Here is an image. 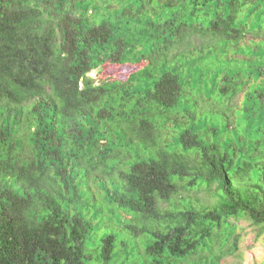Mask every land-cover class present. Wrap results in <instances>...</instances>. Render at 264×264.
I'll use <instances>...</instances> for the list:
<instances>
[{
  "label": "trees",
  "instance_id": "16d2710c",
  "mask_svg": "<svg viewBox=\"0 0 264 264\" xmlns=\"http://www.w3.org/2000/svg\"><path fill=\"white\" fill-rule=\"evenodd\" d=\"M94 1L82 0L79 12L94 6L96 17L86 11L88 19L76 24L66 16L59 34L53 19L27 0H0V264H220L238 256L242 232H248L243 221L254 241L264 235L258 151L264 147H258L264 137V37L250 30L249 38L234 23L224 33L247 0ZM114 1L119 7H111ZM196 2L206 6L204 23L194 13ZM256 3L264 7V0ZM145 8L148 17L138 20ZM194 34L202 38L194 48L198 62L226 61L225 72L221 66L211 78L219 106L222 98L232 99L231 91L243 93L228 113L239 115L249 141L257 137L245 155L200 138L196 127L203 124L194 121L176 122L173 129L176 141L197 149L199 157L169 152L158 147L144 116L152 104L195 108L182 98L175 68L155 65ZM104 63L141 65L134 74L143 79L144 94L130 112L141 120L140 140L158 150L126 169L85 161L69 145L63 123L91 104L88 72ZM154 71L159 75L148 78ZM96 113L105 116L104 109Z\"/></svg>",
  "mask_w": 264,
  "mask_h": 264
},
{
  "label": "rangeland",
  "instance_id": "374dc122",
  "mask_svg": "<svg viewBox=\"0 0 264 264\" xmlns=\"http://www.w3.org/2000/svg\"><path fill=\"white\" fill-rule=\"evenodd\" d=\"M209 1L207 0V2ZM256 1L247 0L240 10L228 19L229 30H224L225 34L231 31V23H234L240 27V30L245 35L248 34L249 38L251 36L249 34L250 30H254L253 34H256L253 35L254 37H264V7L256 3ZM27 2L39 7L45 12L46 16L53 19L59 34L61 22L66 16H69L76 24L88 19L87 15L89 13L96 17L94 6L86 8L87 10L83 11L85 14L79 12L81 8L85 9L81 7L82 0H27ZM94 2L99 3L98 0ZM111 7H119V2H112ZM203 7L206 9V6L199 2H196L193 7V10L196 11L194 12L195 15L201 19L202 23L205 22ZM261 10H263V20L261 19L258 22L255 20V15ZM208 12H214V10L209 7ZM148 14L149 11L145 8L136 17L138 20H143L142 18L148 17ZM135 27L137 26L135 25L133 29ZM130 31V35L135 36L136 33L132 30ZM200 38L197 34L188 35L181 45L175 43L172 50L168 51L165 56L158 59L157 63H155L156 66H162L164 62H167L172 68H175L173 69L175 76L183 81L184 93L182 98L184 101H187L188 98L191 99L195 108L185 111L180 104L170 109H164V107L152 104L151 107L145 109L144 116L147 118L149 127L155 129L158 147L169 152H176L181 156L194 160L199 157L197 149L186 150L176 141L177 134L173 129V125L176 122L192 124L194 121L196 123L202 122L203 124L202 127L201 125L196 127L200 138H204L206 141L215 139L218 141L220 149L229 147L235 155L242 153L245 155L250 149L249 146L257 141V137L254 138V141H249L245 135V128L242 123L239 124V115L233 112L228 113L231 108H229V104L240 102L238 100H241L243 93L233 95L231 91L229 96L232 99L227 101V99L222 98L224 108L219 106L220 102L218 99H220V94L218 93L216 96L211 78L214 74L215 76L219 74L220 70L218 68L221 66L224 67L223 72H225L226 61L223 57H220L223 58V60L220 59L222 61L220 63L218 62L219 58L215 62L217 57L214 59L203 57L198 62L197 56H193V54L198 55V51L194 48L199 45ZM125 41V39H120L118 43L124 45ZM209 42L207 41V43ZM181 46L184 48L182 49ZM190 52L192 53L189 54ZM88 53L90 54L91 52ZM239 59H243V57H239ZM139 66L141 65L104 63L99 67L90 68L88 75L93 78L91 87L94 92L91 96V104L88 108L79 111L71 119L65 118L63 120L69 145L85 161H94L96 163L104 161L109 167L126 169L128 164L134 162L137 158H146L155 154L158 150V147L151 148L140 140L137 135L136 125L141 120H139L138 115L133 117L130 112L132 102L139 95L144 94L141 84L143 79L134 74ZM223 72L221 75L224 79ZM158 75L159 72L154 71L148 74V78L154 79ZM196 77H199L198 82H195ZM224 87L226 89L229 88L227 82H225ZM117 97L122 100L123 105L117 103ZM98 108L104 109V117H100L96 113ZM222 115L227 118L226 123L222 120ZM96 120L97 123H95ZM108 125L111 126L110 130L107 128ZM98 131L100 132L99 136L97 135ZM248 131L247 136L250 137L254 130L249 128ZM263 145L264 137L258 142V147H263ZM258 151L262 152L260 155L264 160V147L259 148ZM242 178L244 182L248 181L245 173L242 174ZM241 225L244 227V231L248 232H242L243 239L237 253L238 256L228 255L220 264H258L264 262V235L254 241L251 227L244 221Z\"/></svg>",
  "mask_w": 264,
  "mask_h": 264
}]
</instances>
